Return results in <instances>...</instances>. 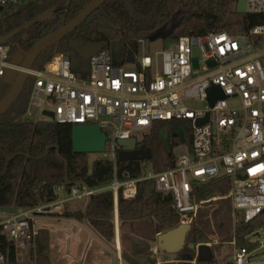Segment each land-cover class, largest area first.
I'll return each instance as SVG.
<instances>
[{
    "label": "built area",
    "instance_id": "2783aa9c",
    "mask_svg": "<svg viewBox=\"0 0 264 264\" xmlns=\"http://www.w3.org/2000/svg\"><path fill=\"white\" fill-rule=\"evenodd\" d=\"M31 1L0 0V14L3 8ZM245 12L260 15L264 21V0H247ZM11 38L9 33L0 36V86L12 83L9 75L16 78L21 73V63L14 62ZM194 50L201 53L199 71L192 67ZM120 59L101 50L90 57L86 79H80L61 55L43 70L27 72L32 80L27 116L33 110L48 111L53 119L47 120L57 124L99 126L107 142L98 158L111 161L113 179L96 188L78 182L67 191L60 185L55 188L58 199L54 202L0 217V238L14 250L12 264H32L31 248L37 235L32 216L61 217L69 204L80 201L87 205L103 193L113 194L117 213L119 195L132 201L140 182L152 181L156 193L171 195L174 210L186 218L196 212L195 187L228 180L233 223L240 218L244 223L264 222V23L254 26L248 36H182L160 52H142L138 59L122 64ZM211 87H218L225 98L213 107L207 95ZM189 99L204 103L205 108L188 107L184 102ZM202 120L204 124L198 126ZM179 122L189 123L191 128L190 150L181 145L183 153L167 167L143 163L141 177L121 174L119 178V141L134 138L138 144L156 124ZM248 255L235 248L229 263L251 264ZM0 264H8L1 250Z\"/></svg>",
    "mask_w": 264,
    "mask_h": 264
},
{
    "label": "trees",
    "instance_id": "16d2710c",
    "mask_svg": "<svg viewBox=\"0 0 264 264\" xmlns=\"http://www.w3.org/2000/svg\"><path fill=\"white\" fill-rule=\"evenodd\" d=\"M92 0H33L15 8H3L0 14V36L11 34L12 52H28L41 39L72 21ZM239 0H108L98 10L61 40L57 46L42 52L32 69L43 70L57 55L67 58L71 70L80 78L88 77L90 57L80 52L88 45L101 44L102 50L112 53L119 48V64L138 59L142 45L165 41L175 43L182 36L199 37L226 33L232 37L248 36L256 25L264 21L257 14H238L234 4ZM51 13L48 21H39L40 16ZM11 83L0 86V100L9 91ZM32 80L27 79L22 93L9 111L0 116V209H33L58 199L55 188L65 185L66 190L84 182L90 188L107 185L113 179V166L107 159L96 158L89 166L87 154L72 152L70 124H57L50 120L33 121L27 116V104ZM181 136L184 143L173 135ZM189 123L156 124L137 144V149L151 151L149 161L121 162L117 159V174L129 178L141 177L143 163H152L154 168L170 164L172 150L185 145L191 148ZM193 202L197 206H211V226L217 232L219 244L234 243L248 254L258 248L249 241V236L264 227L261 219L244 223L237 219L232 225L231 200L228 196L229 181L210 182L194 188ZM132 201L118 197L116 212L121 225L133 226L136 222L149 223L146 242L154 241L160 234L189 222L190 231L186 243L194 240L195 246L214 244L207 232L197 225L194 215L183 218L172 205L171 195L156 193L152 181L136 185ZM113 194L103 193L93 197L84 214H65L66 218L85 220L106 242L115 237L113 224ZM190 220V221H189ZM156 240V238H155ZM133 239L132 244L139 249ZM1 251L7 263H14V250L0 238ZM50 233L38 229L32 244V264H51L49 257ZM147 246V245H145ZM195 253L185 247L175 259L185 261ZM213 258V257H212ZM196 264H217L213 259ZM127 264H139L124 257ZM144 264H156L154 258ZM229 264V263H226Z\"/></svg>",
    "mask_w": 264,
    "mask_h": 264
},
{
    "label": "water",
    "instance_id": "95a60500",
    "mask_svg": "<svg viewBox=\"0 0 264 264\" xmlns=\"http://www.w3.org/2000/svg\"><path fill=\"white\" fill-rule=\"evenodd\" d=\"M108 0H92L82 11H80L75 18L69 23L61 26L57 31L44 37L28 52H19L23 55V60L20 66L21 73L16 76L14 81L11 83L9 91L0 100V116L4 115L11 105L18 99L22 93L23 87L28 79V71L32 69V66L39 55L47 49L57 46V44L69 36L76 28H78L82 23H84L90 15L96 10H98L103 4ZM247 0H239L234 4V12L238 14H245ZM1 12V9H0ZM51 18V13H46L40 16L39 21H48ZM102 50L101 44H92L85 46L80 50L83 54L93 57L94 55L100 53ZM117 57V54H113ZM131 61L129 57L128 62ZM208 102L210 106L213 107L217 100L225 99L221 90L218 87H211L207 90ZM42 115L46 118L53 119V114L48 111L42 112ZM206 120V119H205ZM205 121L198 122L197 125L204 124ZM173 138H179L180 142L183 144L184 139L181 136L173 135ZM71 142H72V152L74 154H101L104 153L106 137L100 131L99 126L90 125H73L71 130ZM118 145L120 151L117 153V158L121 162H131V161H149L152 159L151 151H145L144 149H137V141L131 138L129 141H119ZM88 205V203H87ZM86 205V206H87ZM86 209V207H85ZM189 223L180 224L174 229H170L168 232L160 234L156 237V247L160 254L166 256H175L180 253L185 247H188L196 254V258L199 261H207L212 258L211 250L208 245L205 246H195L194 240L191 239L186 243L187 235L190 231ZM187 263L193 261V259L188 256L185 260Z\"/></svg>",
    "mask_w": 264,
    "mask_h": 264
},
{
    "label": "rangeland",
    "instance_id": "374dc122",
    "mask_svg": "<svg viewBox=\"0 0 264 264\" xmlns=\"http://www.w3.org/2000/svg\"><path fill=\"white\" fill-rule=\"evenodd\" d=\"M172 44V42L165 41L164 43L162 42H155L152 44H146L142 45L141 51L146 52L149 51L150 53L154 52H160L162 49L169 47ZM112 55L113 54H118L119 48L116 45H113L111 48ZM13 58L15 59L14 62L16 63H22L23 60V55L22 54H14L12 52ZM57 57V56H56ZM201 53L198 50H194L192 53V67L195 71H199L201 69ZM15 77L13 75H9V80L10 82H13ZM184 103L192 109L195 110H201L205 108L204 103H200L197 100H186ZM49 110H52L53 108L51 106L47 107ZM33 121H41V120H47L45 118L41 111L39 110H33L32 111V116L30 117ZM139 139L140 137L137 136ZM183 153V150L181 147L177 149L172 150V156L175 157L179 154ZM99 157V154H89L88 159H89V166L95 161L96 158ZM152 167V163H148V167ZM161 168V167H160ZM86 205L83 204V202L79 203H72L68 205L67 208V213L72 214L75 212H81L84 210ZM211 206H197L196 207V212L194 213V219L195 222L199 227H201L203 230L207 232L210 238L213 239L214 244H207L211 250L212 254V259L215 261L217 264H226L229 263L233 254L234 249L236 248L234 245L231 243H223L222 245L219 244V239L217 232L214 230L211 226V221H210V212H211ZM19 209H15L14 207H7L4 209H0V217L1 218H8L10 215H15L17 214ZM114 212V211H113ZM117 213L114 212V218H113V224H114V230H115V237L114 240H119L120 241V248H121V254L127 255L125 256L126 258L136 261L139 264H144L146 259H149L150 252L147 251H137V249H134L132 241L135 239L136 241L142 242L143 240L146 242L148 240V235L150 229L149 223L147 222H136L133 223V226H128V225H121L118 216H116ZM32 223L35 229L37 228H44L47 227L48 230L50 231V235L52 240L54 241L56 235H59L62 233L61 230V225L66 221V218H57V217H51V216H32ZM71 221V220H68ZM190 221V220H189ZM232 225H233V216H232ZM89 234V233H88ZM156 238V237H155ZM155 238L154 241L155 242ZM141 239L142 241L138 240ZM142 242V245H146L145 242ZM249 241L252 243L258 244V248L250 253L248 255L251 264H264V227L258 229L257 232H255L253 235L249 236ZM153 244V243H152ZM138 246V245H137ZM136 246V247H137ZM160 259L158 260L160 263L159 264H170L173 261H180L175 259L174 256H166L164 254L159 253ZM196 261V257H194ZM193 259V260H194ZM194 261L193 264H196ZM230 264V263H229Z\"/></svg>",
    "mask_w": 264,
    "mask_h": 264
},
{
    "label": "crops",
    "instance_id": "0c3cea01",
    "mask_svg": "<svg viewBox=\"0 0 264 264\" xmlns=\"http://www.w3.org/2000/svg\"><path fill=\"white\" fill-rule=\"evenodd\" d=\"M65 220L61 225L62 233L56 235L54 241L50 235L49 257L51 264H127L124 261V257L127 255L121 254L119 240L111 243L106 242L85 220L78 221L72 217ZM44 228L48 230L47 227ZM44 228L39 227L37 230ZM142 242L135 241L139 249L148 250L150 258H154L156 264H159L160 257L156 242L144 241L147 246L142 245Z\"/></svg>",
    "mask_w": 264,
    "mask_h": 264
},
{
    "label": "flooded vegetation",
    "instance_id": "af4514ba",
    "mask_svg": "<svg viewBox=\"0 0 264 264\" xmlns=\"http://www.w3.org/2000/svg\"><path fill=\"white\" fill-rule=\"evenodd\" d=\"M121 52H119L118 54H117V57H120L121 56ZM178 261H173L172 263H170V264H181V263H177Z\"/></svg>",
    "mask_w": 264,
    "mask_h": 264
}]
</instances>
